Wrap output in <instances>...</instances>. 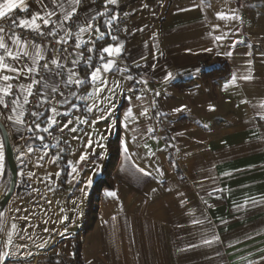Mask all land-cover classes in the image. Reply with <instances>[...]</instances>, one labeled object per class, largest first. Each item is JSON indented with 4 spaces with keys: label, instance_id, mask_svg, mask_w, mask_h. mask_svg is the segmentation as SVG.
Masks as SVG:
<instances>
[{
    "label": "crops",
    "instance_id": "crops-1",
    "mask_svg": "<svg viewBox=\"0 0 264 264\" xmlns=\"http://www.w3.org/2000/svg\"><path fill=\"white\" fill-rule=\"evenodd\" d=\"M27 1V19L45 11V3L52 6V0ZM74 6L84 13L83 22L105 13L97 16L91 37L87 32L79 37L95 49L96 62L103 47L121 51L104 54L113 67L101 71L107 87L94 98L86 95L94 91L90 83L73 85L79 96L69 95L71 103L55 104L57 96L62 99L57 93L39 108L44 114L55 104L60 114L48 111L56 122L47 118L46 124L67 135L71 155L60 184L55 180L61 161L50 154L51 143L36 122L32 131L39 144L23 145L29 137L18 114L26 104H13L9 113L0 106L21 167L19 189L0 213V241L6 237L0 253L8 254L0 264H29L46 250L79 264H264V0H116L107 6L106 0H80ZM61 11L51 19L58 20ZM97 26L110 34L97 40ZM5 42L11 46L8 34ZM20 51L35 53L30 41ZM52 58L61 56L51 53ZM72 59L67 57L68 66ZM28 60L23 67L5 55L4 63L22 69L19 75L0 70V76L13 77L0 80V89L12 84L14 99H22L20 87L33 78ZM199 61L205 73L220 62L228 72L205 78ZM136 68L141 72L133 76ZM77 71L83 79L91 69ZM53 79L61 78L49 76ZM60 91L69 90L61 85ZM84 100L98 109L89 112ZM116 131L119 150L111 168L108 143ZM2 154L0 196L9 182L4 149ZM170 157L173 165L166 163ZM105 176L111 182L92 195ZM89 211L94 220L84 232ZM17 238L15 243L31 247L10 246Z\"/></svg>",
    "mask_w": 264,
    "mask_h": 264
},
{
    "label": "snow or ice",
    "instance_id": "snow-or-ice-1",
    "mask_svg": "<svg viewBox=\"0 0 264 264\" xmlns=\"http://www.w3.org/2000/svg\"><path fill=\"white\" fill-rule=\"evenodd\" d=\"M80 3V0H52V6L49 8L48 4H44L45 11L43 12H35L31 19H21L19 17L13 18L11 15L14 9L19 8L21 11H27V6L24 3V0H4L3 3H0V18L4 20L5 23H8V39L11 40V46L5 42V33L6 29L3 26V24H0V49L3 50L4 54H0V70L2 71H8V72H16L17 75L22 71L20 67H12L7 63H4L5 55L14 61H19L21 57L30 58L31 60V66L28 67V72L30 74H33V78L25 88V86L20 87V93L21 96H16V98L12 101L13 104L19 105L21 103L28 104L31 103L29 100V97L33 95L32 87L34 84H42V87L45 89V91L39 92L40 95V101L36 103V108H40L43 106L44 103L54 100L55 94H59L61 96V100L55 101V104H67L71 103L68 100L69 95H72L74 97L79 96V94L75 91H72L73 85H75L77 88L83 86L86 83H90L94 89L93 92L87 93L88 98H94L95 95L101 91V87H107V82L104 79H101V71L108 72L113 67V61L111 59H108L105 61L104 54L107 53L109 57L113 56V54H120L121 48L120 47H113L111 45L103 47L101 50V54L99 56V61L101 63H98L97 65H93L92 60L93 57L91 53L95 52V49L92 47H89L87 49L88 53L90 55L85 58L83 52H74L70 53L73 56V59L71 61V64L73 66L67 65V57L63 56L64 52H67V48H61L59 51L61 52V59H55L52 58L49 61H46L42 66L39 64V61L41 59H44L43 56V49H45L46 46L40 44L35 39L31 40V46L33 49H35V53L30 56V54L26 51L22 52L20 51L21 47L26 48L29 44V41H24L21 39V37L16 35L15 29L16 28H26L30 29L31 31L35 32L36 35L42 36L45 38L53 37L55 39V43L65 45L69 42V39L72 36L71 28L67 26L68 22L71 21L72 17L76 14V7L74 5H78ZM116 0H106V6L107 4H115ZM60 9L61 15L60 18L56 21H53L51 18L56 15V10ZM105 13H97L96 15L87 17L83 23H79L76 25L78 31L76 33V43L74 44V49H79L82 47L81 42L79 40V37L83 33H89V37H91V32L93 29V25L97 19V16H103ZM117 17L113 16L109 20H105L104 23L106 26H111V20L116 19ZM42 21L41 26L40 23H37V21ZM10 21V23H9ZM47 29V30H45ZM96 32V39L100 40L103 39L105 35H108L110 33L101 32L99 26L95 27ZM113 40H116L117 38L115 36L111 37ZM91 42V40H90ZM51 43V42H50ZM13 46L15 47V51L13 50ZM81 61L84 62V67L86 69H91L90 74L87 75L85 78L81 79L80 74L77 71L78 66L80 65ZM49 63L51 65H54L55 68H50ZM42 67L48 75L40 76L39 69ZM49 76L60 77L61 79L56 80H49ZM36 77H39L38 79ZM170 78V74H169ZM13 79V77L9 75H3L0 76V80H3L5 82ZM247 79V77H245ZM233 80H235V77H233ZM51 85V87H49ZM61 85L63 87L67 88L69 91L64 92L60 91ZM12 84H7L6 87L3 89H0L4 92L5 95L11 94ZM85 106L88 108V111H93L94 108L98 109V105L95 103L92 106L87 105V101L84 100ZM55 104L48 109L51 113H54L56 115H59L57 108L55 107ZM0 106H3L4 108H8V104L0 98ZM72 107L75 108L77 105L75 103H72ZM212 110V109H210ZM15 108L12 109V112L15 113ZM176 111H179L177 109ZM18 115L23 116L24 112H20ZM43 115L41 112L32 111L31 116L35 118V128L37 130L40 129L39 119ZM78 123H87L86 120H80L79 117L76 118ZM9 120H11V116L9 117ZM48 120L50 123H55L56 121L52 117H48ZM72 123L71 120L66 121L64 124V127L67 128L68 124ZM29 130H32L31 127ZM43 131L47 132L48 129L44 128ZM70 131H77L75 127L71 128ZM39 139H43V137H38ZM90 146V144H89ZM3 141L0 139V161L3 160ZM85 155L80 156V160H84ZM77 169L75 167L72 168V172H76ZM91 183V181H89ZM253 203H256V201H253ZM13 228H15V225H13ZM218 239V237H216ZM205 243H211V241L206 240ZM195 245H193L194 247ZM7 253H0V261H3ZM264 260V257L261 258ZM256 264H259V261L256 262Z\"/></svg>",
    "mask_w": 264,
    "mask_h": 264
},
{
    "label": "built area",
    "instance_id": "built-area-1",
    "mask_svg": "<svg viewBox=\"0 0 264 264\" xmlns=\"http://www.w3.org/2000/svg\"><path fill=\"white\" fill-rule=\"evenodd\" d=\"M35 2V0H28L27 3L28 4H33ZM28 11H21L19 8L14 9L12 12V16L13 18L15 17H19L21 19H25L28 16ZM84 20V13L80 10L76 11V14L72 17L71 21L68 22L67 26L71 28L72 31V36L69 39V42L65 45H61V44H57L55 43V38L53 37H42V36H38L36 35L35 32L31 31L30 29H26V28H16L15 32L16 35L21 37L22 40H26V41H31L33 39H35L37 42H39L40 44L46 46L45 47V54H44V59H41V61L39 62V64L42 66L46 61L50 60V55L51 53H55L57 55L61 56V52L59 51L62 47L63 48H67L68 51L63 53V56L68 57V58H73V56L70 53L74 52H83L85 58H87L88 55H90V53H88L87 49L89 48L86 44H81L82 47L79 49H74V44L76 43L77 37H76V33L78 31L76 25L79 23H83ZM10 23V21H9ZM42 25V21L39 22ZM0 24H3V26L6 29V33L5 34H10L8 33L7 29H8V23H5L4 20L2 18H0ZM120 24H115L112 27L113 32H117L118 30V26ZM47 30V29H45ZM51 42V43H50ZM105 61H107V59H105ZM17 65L19 66H28L29 65V60L28 58L25 57H21V59L19 61H16ZM99 62H96V65ZM84 66V62L81 61L80 65L78 66V68ZM197 66L200 69L201 73L205 72V65L203 62H197ZM40 72V76H45L48 73H46L44 71V69L42 67H40L39 69ZM141 69L140 68H136L135 71L133 72V76H136L138 74H140ZM37 79L39 77H36ZM137 89L141 88V84L138 83L136 85ZM45 91V89L42 87V84H34L32 87V92L33 95L29 97V100L31 101V103H28L25 105L24 108V115H23V124L26 130L30 129L34 117L31 116V112L32 111H39V108H36V103L38 101H40V95L38 94L39 92ZM14 100V90L11 89V94L10 95H6L5 97V102L8 104V108H4L3 107V112L4 113H9L11 111V108L13 106L12 101ZM56 101H58V96L56 97ZM44 128H47L48 131L45 132L43 131ZM40 131L42 133H44L46 135V137L48 138V140L51 143V148H50V154L52 156L57 157L60 161H62V159H66L68 157H70L71 152L66 144V139H67V135L64 131L60 130L59 128L55 127V126H49V125H45V127L41 128ZM169 142V140L167 138H165L163 140V143L165 145H167ZM173 157H170V159L166 162L167 165H173ZM175 175L177 177H181V170L179 168H176L174 170ZM61 173H65V171L62 169ZM61 175V174H60ZM61 178L60 176L56 178L55 183L56 184H60ZM29 264H75V259L69 255H66L65 253H58L56 256H50L46 251H42L40 253H38L37 255H35L29 262Z\"/></svg>",
    "mask_w": 264,
    "mask_h": 264
},
{
    "label": "trees",
    "instance_id": "trees-1",
    "mask_svg": "<svg viewBox=\"0 0 264 264\" xmlns=\"http://www.w3.org/2000/svg\"><path fill=\"white\" fill-rule=\"evenodd\" d=\"M95 60H96V59H95V57L93 56L92 63H93L94 66L96 65V61H95ZM84 68H85V67L82 66V67H80L79 69H80V71H82ZM227 72H228V69H227V67L225 66V64H223V62H222V63L220 62V66H219V68H216V69L210 71L209 73H205V72H204V73H203V76H204L205 78H219V77H222V76H224L225 74H227ZM48 115H49V112L46 111V112L40 117V119H39V121H38L39 124H40V129L43 128V127H45V125H46V123H47ZM35 122H36V121H35V118H34L33 123H32V125H31V129H32V127L34 126V123H35ZM32 130H33V129H32ZM32 130H29V129L27 130V131H28L27 136H28L29 138H27L26 141L23 143L24 146H28V145L30 144V142H32L34 145L39 144V143H36V137H35V135H34V133H33ZM40 133H41L42 135H44V139H45V140L48 139L44 133H42L41 131H40ZM46 138H47V139H46ZM43 142H44V141H43ZM43 142H42V143H43ZM118 142H119V135H118V131H116L115 136H114L113 139L110 140L109 143H108L109 151H110V158H111V160H110V162H111V164H110L111 168H113V167L115 166V162H114V161H115L116 158H117V154H118V150H119V148H118ZM16 165H17V184H16V188H15V193H16V192L18 191V189H19V182H18V181H19V170H20V168H21V167H20V164H19L18 161L16 162ZM61 165H62V169L65 171V173H61V175H60L61 181L63 182L64 179H65V177H66V175H67L66 159H62V161H61ZM5 169H6V171H8V170H7V164H6V161H5ZM110 182H111V179H110L109 177H107V176H105L104 178H101V179L97 180L96 183H95V186H94V192H93L92 195H94L99 189H102V188H104L105 186H107ZM92 215H93V214H92V211H89V212L87 213V220H86V222H85V224H84V227H83V231H84V232H87V231L90 230V228H91V224H92V222H93V220H94V217H93ZM74 259H75V264H79V263H78V260H77L76 258H74Z\"/></svg>",
    "mask_w": 264,
    "mask_h": 264
},
{
    "label": "water",
    "instance_id": "water-1",
    "mask_svg": "<svg viewBox=\"0 0 264 264\" xmlns=\"http://www.w3.org/2000/svg\"><path fill=\"white\" fill-rule=\"evenodd\" d=\"M0 136L3 141L5 161L7 164V170L9 174V182H8L7 190L3 195L0 196V213H1L15 192V188L17 184V165L15 159V153L13 151L7 130L5 129L1 121H0Z\"/></svg>",
    "mask_w": 264,
    "mask_h": 264
},
{
    "label": "rangeland",
    "instance_id": "rangeland-1",
    "mask_svg": "<svg viewBox=\"0 0 264 264\" xmlns=\"http://www.w3.org/2000/svg\"><path fill=\"white\" fill-rule=\"evenodd\" d=\"M26 224H27V223L24 221V222H22L21 226H25V227H26ZM28 227H29V225H28ZM28 229H31V228L29 227ZM32 229H33V228H32ZM17 237H18V236H17ZM5 239H6V237L4 238V241H5ZM17 240H19V239H18V238H17V239H13V243H10L9 245L12 246V244H13V245L16 244L15 246H16V247H19V248H20V247H25V246H27V247H31V245H32V244H29V243L26 244V245H25V244H24V245H19L18 243H15V241H17ZM4 241H3V242L0 241V249H1V251H2V249H5V246H6L5 243H4Z\"/></svg>",
    "mask_w": 264,
    "mask_h": 264
}]
</instances>
